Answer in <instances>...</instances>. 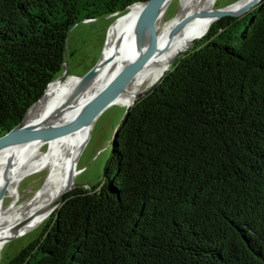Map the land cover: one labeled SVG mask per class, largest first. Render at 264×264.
Returning <instances> with one entry per match:
<instances>
[{
	"label": "trees",
	"instance_id": "trees-1",
	"mask_svg": "<svg viewBox=\"0 0 264 264\" xmlns=\"http://www.w3.org/2000/svg\"><path fill=\"white\" fill-rule=\"evenodd\" d=\"M145 1L0 0V136L62 73L72 26ZM123 114L101 179L7 264H264V0Z\"/></svg>",
	"mask_w": 264,
	"mask_h": 264
},
{
	"label": "bare ground",
	"instance_id": "bare-ground-1",
	"mask_svg": "<svg viewBox=\"0 0 264 264\" xmlns=\"http://www.w3.org/2000/svg\"><path fill=\"white\" fill-rule=\"evenodd\" d=\"M170 1L163 0L157 11L159 40L148 63L117 96L112 106H130L137 94L169 69L178 54L187 52L204 37L214 22V0H179L174 18L166 23L164 16ZM259 2L256 1V5ZM244 3L245 0H240L224 9L238 12ZM140 8V4L132 5L109 25L100 59L101 69L92 86L73 97L71 91L78 78L70 76L49 83L43 96L25 115L21 129L16 131L18 135L36 138L56 131L74 116L80 105L102 82L138 55L147 45L149 36L139 38L128 33ZM183 20L185 22L178 29L169 32L170 27ZM89 129L90 126H84L44 144L15 146L0 151V247L8 239L23 235L30 228L42 224L50 216L53 201L62 193L71 191L70 185L78 173L75 162ZM44 146L47 147L45 150L42 149ZM40 171H46L42 186L18 203L20 196L17 187L21 179ZM4 197L12 198L6 207L3 204Z\"/></svg>",
	"mask_w": 264,
	"mask_h": 264
},
{
	"label": "rangeland",
	"instance_id": "rangeland-1",
	"mask_svg": "<svg viewBox=\"0 0 264 264\" xmlns=\"http://www.w3.org/2000/svg\"><path fill=\"white\" fill-rule=\"evenodd\" d=\"M238 1L240 0H214L213 10L225 8ZM178 4L179 0H171L169 2L164 16L166 23L174 18ZM121 13L107 18L82 21L68 30L65 39L68 74L82 77L94 68L102 58L108 36V27ZM125 107V105L121 104L108 107L91 125L84 140L83 148L79 152L75 162V168L78 172L74 178L76 184L86 188L101 179L104 166L110 154L111 137L116 130L115 128L118 127V122L122 117ZM46 148L44 146L42 149L45 150ZM45 173L46 171L35 172L21 179L17 187L18 195L20 196L17 200L18 203L24 200V197L31 196L42 186ZM11 201L12 198L4 197V207ZM46 221L47 219L42 224L30 228L23 235L8 239L0 247V264H7L19 250L26 246L40 232L41 227Z\"/></svg>",
	"mask_w": 264,
	"mask_h": 264
},
{
	"label": "water",
	"instance_id": "water-1",
	"mask_svg": "<svg viewBox=\"0 0 264 264\" xmlns=\"http://www.w3.org/2000/svg\"><path fill=\"white\" fill-rule=\"evenodd\" d=\"M163 0H147L145 2H139L134 3L140 4L141 8L139 11V14L135 20V22L132 25V28L130 29L128 35L134 36L137 35L140 37L148 35V43L147 45L138 53V55L130 62L126 64L123 69L117 71L114 73L111 77L107 78L104 82H102L99 87L96 89V91L90 95L78 108L77 112L74 114V116L68 120L63 126H61L59 129H57L54 132H51L47 135L39 136L36 138H29L27 135H18L19 133L16 132L17 130H20L23 125V120L15 126L12 130L5 133L4 135L0 136V151L8 150L10 148H13L15 146H35L38 144H44L50 140L59 138L67 133H69L72 130L84 127V126H90L93 124V122L97 119V117L108 107L112 106L114 103V100L117 98V96L127 87V85L132 81V79L145 67V65L148 63L152 53L154 52L158 40H159V33L156 26V14L157 11L162 4ZM256 1L258 0H245V3L243 5V8L238 12H232L229 10L222 8L215 9L212 14L214 16L213 21H216L224 16H239L244 14L245 12L249 11L252 7L256 5ZM260 1V0H259ZM132 6V5H131ZM130 6V7H131ZM129 7V8H130ZM128 8V9H129ZM123 11H119L117 13H121ZM117 13L105 16L104 18L111 17L113 15H116ZM97 18H87L82 21H90ZM80 21V22H82ZM184 20L181 21L178 24L173 25L169 28V32H173L176 29H178ZM182 55L178 54L177 58ZM101 69L100 66V60L98 63L94 66V68L87 73L86 75L82 77H77L78 82L74 85L71 91V95L74 97L84 90H86L88 87L92 86V84L95 82L96 75L98 74V71ZM169 69L165 70L163 74L154 81L151 85H149L146 89L141 91L137 94L136 99L144 96L148 92H150L162 79V77L168 72ZM73 76L68 74V66H67V51H66V45H64V61H63V70L60 76H58L55 80H65L66 78ZM51 81V82H53ZM50 82V83H51ZM46 90V89H45ZM45 92V91H44ZM44 94V93H43ZM32 104V106L29 108H33L37 102ZM133 104V103H132ZM131 104V105H132ZM130 105V106H131ZM127 106L125 108V111L130 107ZM28 112V111H27ZM124 115V114H123ZM16 132V134L14 133ZM81 185L76 184L73 182L70 185V190L76 187H80ZM86 188H89L87 186ZM68 192L62 193L53 203L50 205V215L52 212L59 206V204L63 201L65 194Z\"/></svg>",
	"mask_w": 264,
	"mask_h": 264
}]
</instances>
